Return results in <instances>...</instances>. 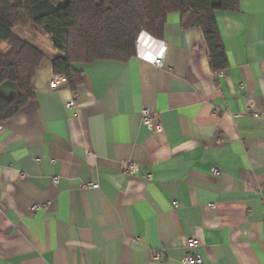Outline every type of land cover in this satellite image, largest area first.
<instances>
[{"label":"crops","instance_id":"obj_1","mask_svg":"<svg viewBox=\"0 0 264 264\" xmlns=\"http://www.w3.org/2000/svg\"><path fill=\"white\" fill-rule=\"evenodd\" d=\"M216 20L221 70L179 12L154 36L163 66L139 56L160 43L136 46L125 62L75 64L76 91L43 50L35 96L0 131V264H185L188 237L202 264H264V0Z\"/></svg>","mask_w":264,"mask_h":264},{"label":"trees","instance_id":"obj_2","mask_svg":"<svg viewBox=\"0 0 264 264\" xmlns=\"http://www.w3.org/2000/svg\"><path fill=\"white\" fill-rule=\"evenodd\" d=\"M240 0H0V121L5 122L35 96L32 80L45 52L15 32L28 29L55 53V74L76 91L83 73L75 64L96 60L128 61L136 55L142 30L163 38L167 17L179 12L183 28L204 36L214 70L228 66L217 11L237 10Z\"/></svg>","mask_w":264,"mask_h":264},{"label":"built area","instance_id":"obj_3","mask_svg":"<svg viewBox=\"0 0 264 264\" xmlns=\"http://www.w3.org/2000/svg\"><path fill=\"white\" fill-rule=\"evenodd\" d=\"M158 42L160 43L161 49L158 52L154 53H139L140 58L144 59L145 61L151 62L152 64L161 67L164 65V58H165V53L167 50V45L165 42L161 41L160 39H156L152 34L147 32L146 30H142L136 40V46L141 47L143 49L149 50L150 47L155 43ZM220 73H222L220 71ZM63 81L64 83H68L67 79L65 76H63ZM58 78H54L50 86L51 88H57L58 87ZM78 101V95L75 93L74 96L67 101V106L73 107L77 104ZM257 114V113H256ZM141 119L142 123L150 128H155V129H162V125L160 122L155 123L154 118H153V113L148 109V108H143L141 112ZM4 126V122L0 121V131L2 130ZM138 164L134 161H129L127 163L126 167V172L130 174H135L138 172ZM219 167L214 168V173H219ZM58 181V177L54 178V182L56 183ZM86 185H91L93 187H98V184L93 183V182H88ZM211 207H214V203H210ZM37 207V205H35ZM138 240V239H137ZM197 246V240L195 237H188L186 239V247L189 249V252L182 258L183 263L185 264H202L203 259L200 255L192 253L191 250Z\"/></svg>","mask_w":264,"mask_h":264},{"label":"rangeland","instance_id":"obj_4","mask_svg":"<svg viewBox=\"0 0 264 264\" xmlns=\"http://www.w3.org/2000/svg\"><path fill=\"white\" fill-rule=\"evenodd\" d=\"M23 30H26L28 32V34L30 35L31 38H33V34L28 30V29H25L23 27H17L15 28V32L17 34H24ZM46 39L44 36H42V43L39 42V40L37 39H32L33 41L39 43L42 45V50H45V51H52V49H50V46L48 44V41L47 40H44ZM9 49L8 45L7 44H0V51L2 52H7V50Z\"/></svg>","mask_w":264,"mask_h":264}]
</instances>
